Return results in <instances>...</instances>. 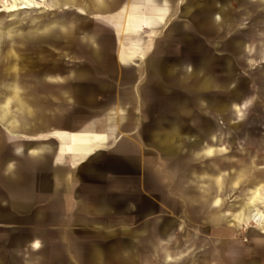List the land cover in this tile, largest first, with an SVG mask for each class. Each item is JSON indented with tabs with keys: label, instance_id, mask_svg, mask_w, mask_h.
I'll use <instances>...</instances> for the list:
<instances>
[{
	"label": "crops",
	"instance_id": "obj_1",
	"mask_svg": "<svg viewBox=\"0 0 264 264\" xmlns=\"http://www.w3.org/2000/svg\"><path fill=\"white\" fill-rule=\"evenodd\" d=\"M176 2L40 0L36 8L0 12L9 17L20 13L21 22L30 23L28 27L1 24L0 43L5 37L10 40L16 37L20 43L45 41L70 52L71 69L56 67V73H52L38 67L29 71L26 64L19 62L20 67L15 70L18 60L24 61L19 57L9 62L6 73L0 76V124L8 129L26 123L39 131L29 140L40 144L29 146V154L41 152L46 147L43 143H48L49 148L47 161L35 163L28 171L35 181L34 190H48L47 195L35 191L33 207L21 214L18 206L21 195L10 192L0 181L6 189L7 208L21 215L19 222L23 219L28 225L47 227L48 258L54 259L55 264H172L176 259L191 258L187 251L190 247L179 250L184 240L190 241L194 235V219L186 220L185 202L188 200L187 205L194 208L199 190H204L205 204L214 209L210 215L215 221H226L225 217L230 215V225L253 223L260 234L264 233V220L246 219L253 206L264 213V187L257 180L248 179L244 162L226 177L219 168L204 169L201 173L193 171L191 180H185L184 164L179 160L183 140L195 144L196 132L202 125L207 130L213 121L212 111L200 110L201 105H206L205 100H200V106L183 110L180 122L170 124L169 128L151 125L145 131L142 127L145 115L137 106L138 92L129 90L131 84L138 86L140 76H131V68H140L135 63L146 59L153 39L163 36L170 22L204 6L202 0ZM228 3L229 0L216 4L211 16L214 24L233 17L226 13ZM31 11H48L50 15L27 20V12ZM244 11L246 15H240L241 18L248 16V9ZM69 17L71 20L66 21ZM193 23L199 37L206 38L210 32L217 35L211 31V23L201 16ZM92 30L110 35V40L105 36L98 42L91 40ZM233 31L225 38L232 36ZM102 52L107 55L104 60L98 59ZM189 55L194 64L202 51ZM73 56L77 59H72ZM259 57L264 61V48ZM212 63L205 72H212ZM187 72L189 77L183 76L180 84L172 82V91L167 95L153 92L149 96L143 92L146 109L152 116L178 92L187 97L189 93L214 88L201 81L203 73L191 80L196 71ZM31 96L35 98L33 104L27 103ZM42 97L48 102L43 103ZM191 101L196 102L195 95ZM245 108L235 104L234 117L241 118ZM187 128L193 133L185 137ZM16 135L22 139L7 142L0 136V160L9 156L11 164L13 158H22L17 143L28 139ZM214 139L219 141L216 132L199 149L200 154L213 157L225 150L221 144L216 146ZM37 146L40 151L35 149ZM174 156L178 159L171 162ZM200 174L205 177L204 183L200 182ZM258 178L264 180V172ZM240 181L250 188L242 189L245 191L237 208L234 210L231 205L220 210L222 199L216 190L225 182L231 190ZM45 243L43 236L34 237L27 245L30 255L25 259L33 255L34 263L45 258L46 255H37ZM231 252L236 256L232 264H255L241 258L238 248Z\"/></svg>",
	"mask_w": 264,
	"mask_h": 264
},
{
	"label": "rangeland",
	"instance_id": "obj_2",
	"mask_svg": "<svg viewBox=\"0 0 264 264\" xmlns=\"http://www.w3.org/2000/svg\"><path fill=\"white\" fill-rule=\"evenodd\" d=\"M5 8V6H4ZM248 9L249 15L247 17L240 18L238 21L237 29L242 32L250 24L251 19L254 16L262 15L264 19V0H260L259 6L256 5L255 0H249L246 4L240 0H229L228 7L226 8V13L233 17H239L245 9ZM6 12L7 11H1ZM27 20L31 17L41 16L42 18H47L50 13L48 11H34L27 12ZM1 23L0 25H11L14 27H28L29 22H21L22 14L16 13L12 17L7 16V14L0 13ZM264 27V22L262 23ZM261 28L257 27L255 33L252 37L251 49L246 52V55L235 60V71L238 75L237 83L242 82L245 78L253 76L258 80V76L261 70H264V61L260 60L259 53L264 48V33L261 32ZM209 40L208 46L211 47L212 41L214 42L217 38L215 33H207L205 35ZM229 37V36H227ZM40 43H32L31 41H25L23 43L18 42L15 37L13 40L5 37L0 43V76L4 75L5 69L9 62H14L15 59L23 57L24 61L18 60V63L14 65V69L17 70L22 62L27 65V69L34 70L38 67H42L56 73L54 69L56 67H63L65 69H71L72 64L69 60L71 59L70 52L65 48L60 49V46H50L44 41ZM48 42V41H47ZM203 49L202 54H211L209 47ZM215 56V60L212 63L211 70L215 73L217 79L221 77L218 63L220 58L226 54V50H218L212 53ZM79 58V57H78ZM72 59H77V56H73ZM252 59V61L250 60ZM59 61V62H57ZM32 70V71H33ZM251 81L248 84V93L251 96L256 95L259 82ZM216 92V97L221 98L222 95L218 92L217 87L213 88ZM35 98L30 97L29 101L33 104ZM42 102H48L47 98L42 97ZM218 109V108H217ZM245 115L243 119L235 118L233 116V122L240 125L239 130L236 134L237 137L234 141H230L231 137L235 135V132L229 133L228 127L229 122H224L222 119L217 118L215 123L218 127L217 136L219 141L215 144L216 146L222 145L225 150L220 153H216L213 157H208L202 155V157L196 158L197 160L191 164L195 167V171L198 168L203 167L205 163L212 165V169L217 171L219 168L221 174L226 177L228 173L232 174L236 169L244 162L247 169V177L249 180H257L259 184L264 187V180L259 179L258 176L264 172V120L256 121V112L253 107L245 108ZM243 110V111H244ZM264 110V109H263ZM244 135V140H240L241 135ZM0 136L3 140L7 142L10 140H21L22 138L16 134L9 132L3 125L0 124ZM188 135L186 134L185 137ZM243 137V136H242ZM233 138V137H232ZM6 142V144H7ZM244 143H248L247 146ZM1 153V152H0ZM201 173V172H200ZM200 174V180L202 183L205 182V177ZM245 179V178H244ZM228 185V184H227ZM226 185V182L222 184L220 190H216V194L222 199L221 209L225 207H231L235 210L238 203L243 198L242 190L246 184L242 185L241 181L233 185L230 190ZM5 188L0 183V264H10L13 261L22 260L26 261V257L30 255V250L27 246L20 245V238L22 230L28 229H39L42 231L43 239L46 240L43 250H45L46 257L40 260L34 261L32 264H55V260H49V244L48 240V229L45 226H33L28 225L30 223L25 222L23 219L19 222L21 215L19 213H12L7 208L6 203V193ZM215 194V192L212 190ZM247 192V191H246ZM204 190H199L198 194H195L194 208L188 206L187 196L185 200L186 220L190 217L194 219L193 222V237L192 240H184L182 243V248L179 251L186 250L192 254L191 258H181L180 260L192 261L195 264H232L235 261V257L231 251L232 249L238 248L241 251V258L246 261H254L255 264H264V233L260 234L258 232V227L253 223L247 225H241L240 227H234L230 225L231 216H226V221H215L212 219L210 213L214 210L212 207L207 206L201 199L204 195ZM212 194V193H211ZM211 194L210 198H211ZM199 196V197H198ZM193 211H192V209ZM230 212L232 211L229 210ZM8 217V219H7ZM21 225H19V224ZM189 230V229H187ZM189 239V238H187ZM188 241V242H187ZM235 247V248H234ZM187 252V253H188ZM239 258V257H238ZM61 260H57V263ZM108 262H113V260H106ZM65 260H62L64 263Z\"/></svg>",
	"mask_w": 264,
	"mask_h": 264
},
{
	"label": "water",
	"instance_id": "obj_3",
	"mask_svg": "<svg viewBox=\"0 0 264 264\" xmlns=\"http://www.w3.org/2000/svg\"><path fill=\"white\" fill-rule=\"evenodd\" d=\"M240 1L246 3L248 0ZM202 2H204V6L196 8L194 12L180 15L179 20L170 22L168 30L163 36L153 39V46L150 54L145 60H143L142 63H135L137 65L140 64V68H131V76H140L138 86H136V83L129 85V90L133 92L136 90L138 92L139 101L137 102V106L142 114L145 115V120L142 123V127L145 131L146 128L151 125L161 128H169L168 126H170V124L175 122L179 123L181 112L192 105H199L200 100H205V102H207L204 106L199 105L201 112L207 110L213 112V121L210 123L208 129H204L206 127L202 125L201 130L196 132L195 144L189 143L187 139L183 140V146L179 152V160L183 161L182 163L184 164L186 181L191 180L190 177L193 171L197 173L202 172L204 169L215 171L211 168L212 165L207 163L195 171L196 169L190 164V161L202 157L203 154H200L199 149L204 143L210 141L212 132H217L218 127L215 123L217 118L222 119L224 122L233 121V106L236 104L240 107L245 105L246 108L252 106L256 112V121L260 122L264 120V70H261L259 73V81H256L257 79L252 76L251 80L249 78H245L240 83H237L238 75L235 71V60L239 57L243 58L246 55L247 48L249 50L251 49L250 42L253 40L252 37L256 28L260 27L262 30L261 32L264 33V27L262 26V23L264 22L263 16H254L246 29L239 32L236 30V26L240 18L246 15V11L242 12V16L222 19L220 24H214V21L211 20V16L216 10V4H224L226 3V0H202ZM255 2L256 5L259 6L260 0H255ZM175 3H177L176 0ZM198 16H201L209 21L212 27L211 31L217 32L216 40L211 43L212 47L208 46L209 40L207 38L199 37L197 35L198 31L193 26V21ZM69 20H71L70 17L66 18V21ZM232 30H234L233 35L226 39L225 35ZM103 36H105V39L110 40V35L100 34L94 30L91 31L90 35L91 40L95 42L100 41ZM207 46L209 47L211 54H202L199 58L195 59L194 64L191 63L193 58H191L189 53L192 51H203V49ZM223 49H226V54L220 58L218 63L221 77L217 79L215 74L211 71L208 73L205 71L215 60V56H213L212 53ZM106 58L107 55L103 54V52L98 56V59L104 60ZM192 69L196 71V73L194 78H191V80L196 78L198 79L199 72L203 73L201 81L212 87H217L218 92L221 93L222 97L217 98L214 90L205 92L195 91L193 93H189L187 97H183L178 92L172 100L157 108V115L152 116L149 109H146L143 92H146L149 96L153 92H159L160 94L167 95L170 91H172V82L174 84H180L183 76L186 75L189 77V73L187 71ZM251 81L259 82L255 97L249 95L248 93V84ZM193 95L196 96V102L194 103L191 101ZM29 99L30 97H28L27 103L31 104ZM244 115L245 110L242 113L241 119L245 118ZM239 127L240 125L236 122L229 125L228 130L235 132V135L232 136L233 138L231 137L230 139L231 142L234 141V139L239 138L236 136ZM7 130L15 134L23 135L26 139H28L17 143L20 146L19 152L22 158H13V162L11 164L9 156H5L0 160V181L6 188L11 190L10 192H15L21 195L18 200V206H20L19 212L21 214H26L35 203L33 197V193L35 191H40L46 195L48 193V190H34L35 181L32 179V175L28 172L29 169H33L35 163L47 161L49 150L47 147L48 143L42 144L46 145V147L43 148L41 152H38L37 154H29V146L40 144L29 140L34 136V134H38L39 131L32 129L31 126L26 125V123L23 125L13 126ZM185 133L191 134L193 132L192 129L187 128ZM146 137L149 138L148 134H146ZM240 140H244L243 134L241 135ZM214 141L217 140L214 139ZM155 142L158 144L160 143V141ZM244 145L247 146L248 143H244ZM35 149L40 151L39 149L41 148L37 146ZM173 159H178V156L171 158V162ZM196 182L198 183L199 179L196 180ZM204 195H202L200 200L207 203V199ZM21 234L20 245L23 246L29 245L34 237L43 236L42 232L35 229L22 230ZM38 253V256L46 255L45 250H41ZM32 256L26 261L17 260L11 262L10 264H32L34 260ZM184 261L176 259L172 264H195L189 260L186 262Z\"/></svg>",
	"mask_w": 264,
	"mask_h": 264
},
{
	"label": "bare ground",
	"instance_id": "obj_4",
	"mask_svg": "<svg viewBox=\"0 0 264 264\" xmlns=\"http://www.w3.org/2000/svg\"><path fill=\"white\" fill-rule=\"evenodd\" d=\"M39 6L40 0H0V12L4 11V9L7 12H11L20 9L36 8ZM251 211L252 212H250L249 216H247L246 219L249 218L254 221L264 220V213L260 212L257 208H255V206H253V209H251Z\"/></svg>",
	"mask_w": 264,
	"mask_h": 264
}]
</instances>
